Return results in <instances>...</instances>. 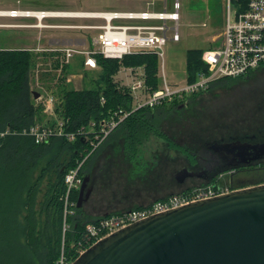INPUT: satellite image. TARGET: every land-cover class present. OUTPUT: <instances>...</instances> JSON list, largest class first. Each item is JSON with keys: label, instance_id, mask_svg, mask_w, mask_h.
<instances>
[{"label": "trees", "instance_id": "trees-1", "mask_svg": "<svg viewBox=\"0 0 264 264\" xmlns=\"http://www.w3.org/2000/svg\"><path fill=\"white\" fill-rule=\"evenodd\" d=\"M204 52L203 49L187 52V83L196 82L200 74L208 71V65L202 58ZM37 57L29 50L0 49V264H56L64 241L67 251L75 254L83 241L86 225L106 216H93L84 212L83 208H78L80 190H75L71 195L72 202L76 203L74 215L66 218L70 228L64 234L65 176L84 162L80 170L84 179L97 150L109 142L121 149L124 146L130 159L134 163L139 162L136 168L140 171L150 168L151 160L157 166L160 156H168L172 151L179 157H185V154L191 161L194 159L189 154L193 151L190 147L178 145L162 133L161 122L165 117L157 116L156 111L182 109L188 101L204 92L175 98L156 108L131 112L133 98L129 89L116 81L122 68L142 67L148 86L158 88L159 57L155 53H134L123 59L97 54L95 58L101 71L96 88L67 89L66 78L59 77L58 86L61 89L55 98V113L65 123L67 132L84 131L85 134L79 135L74 141L53 137L49 142L36 143L34 136L24 133L25 130L37 124L56 125V120L51 121L37 104L36 91L32 89V71ZM68 66L65 64L64 68ZM263 67L246 76L217 80L208 90L217 84H230L249 77ZM128 112L131 114L87 158L92 146L85 135L89 134L93 138L92 124L99 129L103 120H110L115 113L121 115ZM154 137L158 138L160 147L156 145L154 148L151 143ZM249 171L258 172L262 177L253 185L264 183V164L252 167ZM222 183L224 181L215 177L210 182L187 187L156 201L165 200L173 194L186 193L194 187ZM232 184L235 188L246 185H239L237 181ZM153 202L137 204L129 210L143 208ZM123 212L114 211L107 216Z\"/></svg>", "mask_w": 264, "mask_h": 264}, {"label": "rangeland", "instance_id": "rangeland-1", "mask_svg": "<svg viewBox=\"0 0 264 264\" xmlns=\"http://www.w3.org/2000/svg\"><path fill=\"white\" fill-rule=\"evenodd\" d=\"M174 2L175 0H167V6H165V0H0V11H49L73 14L75 16H49L44 18L43 21L57 23L55 24L56 27L51 26V30H60V33H67L69 36L76 33L75 36L73 35L76 37V42L72 45L76 49L83 50L94 48L93 39L101 32L99 26L106 24L104 19L94 15L86 16V13L144 10L173 12ZM181 6V20L179 23L181 39L177 42L173 41L174 31H170L168 33L170 39L164 47V62L161 58L159 59V82L161 85L164 82V72L167 81L172 85H184L187 82L186 67L187 52L189 50H207L211 47L221 46L223 43L221 34L226 24L227 0H181ZM76 15H84V17H76ZM11 18L0 16L1 49L18 45V41L24 35L18 29H11V27L17 28L18 26L15 23V26H9V21H34L35 19L39 21L38 18L33 16ZM43 21L42 23L47 25ZM127 22L129 23V21H114L116 24ZM42 23L39 21L38 25L42 26ZM168 26L174 27L175 22L170 21ZM38 33L34 32L32 34ZM85 44H87L86 48H84ZM70 63L64 62L63 55L56 56L51 53L36 58V64L32 71V89L41 93V97L36 99V102L51 121H55L56 118L49 116L46 112V98L48 96L57 98V94L61 89L58 86L59 77L66 78L65 87L67 89L97 87V79L101 71L99 66L95 69L88 67V74L85 75L83 80L72 79L70 83L68 79L71 74L80 75L75 66L78 61L72 63V66H70ZM65 64L69 66L64 68ZM116 81L121 85L127 84L131 82L130 74L120 72L116 76ZM156 114L159 117H165L161 122L162 133L178 145L190 147L194 152H198L205 144L215 142L221 138L229 140L230 137L235 135H244L248 132L258 133L260 129H264V67L244 79L230 84L215 85L207 92L198 94L188 101L182 109L157 110ZM151 140L154 148H156V145L160 147V144H157L158 138L154 137ZM109 149L111 150L108 151ZM102 153H106V155L101 159L106 160L109 164L108 173L104 176H108V181L113 182L110 187L106 188L111 189L109 190L111 195H108L111 204L116 203L115 205H118L123 201L119 199L123 190L125 194L129 195L133 192H141L139 201L136 200V196H132L133 201L127 202L128 207H133L137 203L151 202L154 193L159 198L205 182L200 178H190L184 184L180 183L175 176L183 168L186 167L195 171L198 169L192 168L185 157H179L173 151L168 156L162 154L157 166L154 165L155 161L151 160L149 162L151 164L150 168H142L141 172L140 169L136 168L139 162L135 161L134 163L130 159L124 146L121 149L112 142L102 147L101 150H97L95 161L93 160L89 164V170L96 166ZM257 164H264V161ZM260 177L258 172L247 171L235 176V180L239 179L246 184L238 188L241 189L252 186ZM113 191L118 196L116 202L110 198L112 195L114 196ZM133 202L135 205L132 204ZM91 203L90 199L83 205L84 212L88 213V206ZM110 211L112 212V210Z\"/></svg>", "mask_w": 264, "mask_h": 264}, {"label": "built area", "instance_id": "built-area-1", "mask_svg": "<svg viewBox=\"0 0 264 264\" xmlns=\"http://www.w3.org/2000/svg\"><path fill=\"white\" fill-rule=\"evenodd\" d=\"M167 6V0H165ZM181 0H175L173 12L129 11L107 12L88 14L98 16L106 21L99 26L101 32L93 39V49H60L63 60L70 63L76 54L86 57L85 65L95 69L97 61L95 56L101 54L106 58L123 59L126 55L134 53H155L164 62V47L167 44L168 33L173 32L172 40L180 41L179 23L181 20ZM62 13L40 11L7 10L0 11V16L5 17H36L40 22L49 16H59ZM40 15V16H39ZM114 21H129V23H114ZM175 22L174 27L168 23ZM154 22V23H152ZM223 43L221 46L211 47L203 53V61L208 65V71L200 74L194 83L184 85H172L166 79L164 72L163 84L158 88L148 86L144 68H128L131 82L124 84L133 98L132 111L143 108H156L175 98H184L193 94L207 91L211 84L225 78H238L246 76L251 71L264 65V0H227L226 24L221 34ZM160 74V71H159ZM122 84V86H124ZM45 105L48 115L56 118V125L37 124L31 127L28 133L34 136L36 143H46L53 137H64L74 141L84 131L67 132L65 123L55 113V98L48 96ZM131 113H115L110 120H103L99 129L92 124L91 133L85 135L90 140L92 150L89 158L111 135V133ZM4 135V134H2ZM84 162L75 169L70 170L65 176L66 193L63 196L65 225L64 234L70 228L66 218L74 215L75 202L71 195L75 190H80L83 177L80 170ZM222 177V176H221ZM220 177V178H221ZM234 189L227 183L219 185H207L194 187L183 194L170 195L165 200L154 201L143 208L124 211L120 215L107 216L95 223H88L83 235V241L79 244L75 254L68 252L65 241L62 250L56 260V264H73L76 259L83 255L88 248L115 232L134 223L145 220L151 216L174 210L188 204L208 200L233 192ZM86 244V245H85Z\"/></svg>", "mask_w": 264, "mask_h": 264}, {"label": "water", "instance_id": "water-1", "mask_svg": "<svg viewBox=\"0 0 264 264\" xmlns=\"http://www.w3.org/2000/svg\"><path fill=\"white\" fill-rule=\"evenodd\" d=\"M229 146L240 148L220 147ZM242 147L264 155V143ZM178 175L203 174L185 168ZM89 182L87 175L78 208L91 196ZM73 264H264V183L134 223L88 248Z\"/></svg>", "mask_w": 264, "mask_h": 264}, {"label": "flooded vegetation", "instance_id": "flooded-vegetation-1", "mask_svg": "<svg viewBox=\"0 0 264 264\" xmlns=\"http://www.w3.org/2000/svg\"><path fill=\"white\" fill-rule=\"evenodd\" d=\"M263 143L264 129H260L258 133L248 132L244 135L232 136L229 140L221 138L220 140H217L215 142L207 143L198 152L191 151V153H189L194 158L192 161L188 158L187 155L184 154L185 158L190 162V166L194 169L197 168L198 170H196V172H201L203 175L200 177L183 178L182 176H179L178 173L175 177L182 184H184L187 179L190 178H200L207 183L217 177L218 180L224 181V183L229 184L231 188L237 190L238 188H235V185H233L232 183L235 184L237 181V183H239L240 185L244 184V182L240 181L239 179L235 180V176L249 171L252 167H258L261 164L257 163L264 161V155H261L259 151L253 149L242 150V145L255 146ZM237 144L240 146V148H233L229 146L230 148L222 149L220 147L224 145L235 146ZM108 165L109 164H107L106 160L104 161L103 159H101L97 162L94 168H90V170H88V176L90 177L88 187L92 189L91 194H93L96 190H103L112 185L113 182L111 183V180L108 181L109 177L104 176V174L108 173ZM190 171L195 170L192 169ZM220 171L224 172L220 173ZM228 178L230 179V182H227ZM113 193L116 195L115 191H113ZM154 194L156 195V193ZM155 195H153L152 201L162 198H158V196ZM132 196L135 195L133 193L131 195L126 194V197L128 198H132ZM129 209L130 207H127L123 210L125 211ZM108 214H110V212H105L103 215Z\"/></svg>", "mask_w": 264, "mask_h": 264}, {"label": "crops", "instance_id": "crops-1", "mask_svg": "<svg viewBox=\"0 0 264 264\" xmlns=\"http://www.w3.org/2000/svg\"><path fill=\"white\" fill-rule=\"evenodd\" d=\"M64 17H66V16H64ZM78 17H82V16H78ZM8 19H10V18H8ZM9 22H10L9 26H15V25L18 26L17 28L11 27V29H18L21 32H23L24 35L18 41L19 42L18 45L8 47V49L29 50V51L33 52L34 54H36L37 56L41 57V56H46L48 53H51V54L56 55V56L63 55V53L61 51H59L60 49H64V48H68V47H73V48L75 47L72 44H74L76 42V37H74L76 35V33L72 34V36H69L67 33L66 34L60 33L61 32L60 30H51L52 29L51 26L56 27L57 25H55V24H57V23H51L49 21H43L47 25H44L41 22L42 26H40V25H38L39 21L36 19L34 21H9ZM14 23H15V25H14ZM2 24H8V23H2ZM34 32H39V33L38 34H32ZM86 46H87V44L84 45V48H86ZM85 60H86V57L81 55V54H76L73 57V59L70 63V66H72V63H74L75 61H78L77 65L75 64V66L78 69L77 71H79L80 75H76L75 73L71 74L69 76L68 82L71 83L72 79H75V80L76 79H82L83 80L85 75L88 74V66L85 65ZM120 72H122L124 74L129 73L128 68H122L120 70ZM82 84H81V86H82ZM81 89H83V87ZM110 150L111 149H109L108 151H110ZM105 155H106V153H102L100 155V159H98L97 161L101 160V158L105 157ZM95 156L93 157L92 160L95 159ZM109 190H111V189H103V190L99 189V190H96L93 194H91L89 200L91 199L92 203H91V205L88 206V214L93 213V214H91L93 216H100V215L104 216L102 214H104L105 212H111L110 210H112V212L121 211L124 208L128 207L127 202H131L130 200H132V198L126 197L124 190H123V192L121 191V193H120L121 196L119 197V199H122L123 201L120 202L118 205H115L116 203L111 204L112 202H109L110 199H108L109 198L108 195H111ZM133 194L136 196V200L139 201L141 199V192H133ZM110 198H112V201L116 202V198H118V196L112 195V197H110ZM132 204H134V202Z\"/></svg>", "mask_w": 264, "mask_h": 264}, {"label": "bare ground", "instance_id": "bare-ground-1", "mask_svg": "<svg viewBox=\"0 0 264 264\" xmlns=\"http://www.w3.org/2000/svg\"><path fill=\"white\" fill-rule=\"evenodd\" d=\"M59 16H66V17H68V16H75V15H73V14H60ZM78 16H83L84 17V15H76V17H78Z\"/></svg>", "mask_w": 264, "mask_h": 264}]
</instances>
